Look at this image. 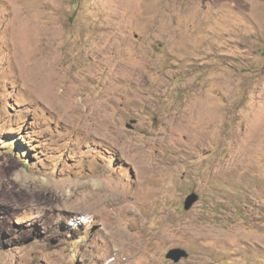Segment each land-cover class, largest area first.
Returning a JSON list of instances; mask_svg holds the SVG:
<instances>
[{
	"label": "rangeland",
	"instance_id": "rangeland-1",
	"mask_svg": "<svg viewBox=\"0 0 264 264\" xmlns=\"http://www.w3.org/2000/svg\"><path fill=\"white\" fill-rule=\"evenodd\" d=\"M0 264H264V0H0Z\"/></svg>",
	"mask_w": 264,
	"mask_h": 264
},
{
	"label": "water",
	"instance_id": "water-1",
	"mask_svg": "<svg viewBox=\"0 0 264 264\" xmlns=\"http://www.w3.org/2000/svg\"><path fill=\"white\" fill-rule=\"evenodd\" d=\"M200 196L197 192L190 193L185 200V208L190 209L199 200ZM189 252L183 247H174L167 253V257L174 262H180L183 258H187Z\"/></svg>",
	"mask_w": 264,
	"mask_h": 264
},
{
	"label": "bare ground",
	"instance_id": "bare-ground-1",
	"mask_svg": "<svg viewBox=\"0 0 264 264\" xmlns=\"http://www.w3.org/2000/svg\"><path fill=\"white\" fill-rule=\"evenodd\" d=\"M111 181V180H110ZM111 184H112V182H110ZM109 186V185H108ZM107 186V187H108ZM111 186L112 185H110V188H107L105 191H104V194L105 195H102V197H109L111 194H112V188H111ZM86 194H87V192H86ZM113 196H114V194H113ZM99 199H101V198H99ZM85 200V199H84ZM92 211V210H91ZM93 214V213H92ZM157 233H159V232H157ZM161 233V232H160ZM122 236V235H121Z\"/></svg>",
	"mask_w": 264,
	"mask_h": 264
}]
</instances>
